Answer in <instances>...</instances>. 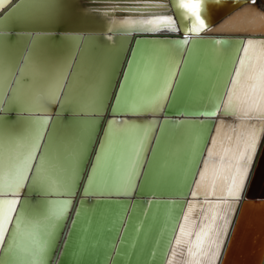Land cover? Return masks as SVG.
Instances as JSON below:
<instances>
[{
  "label": "water",
  "instance_id": "obj_1",
  "mask_svg": "<svg viewBox=\"0 0 264 264\" xmlns=\"http://www.w3.org/2000/svg\"><path fill=\"white\" fill-rule=\"evenodd\" d=\"M47 1L68 4L71 15H32L16 7L25 0L0 6V50L16 67L0 98V125L19 132L30 119L47 117L41 148L51 138L54 149L62 147L71 156L70 195L45 196L30 183L20 191L19 199L32 205L51 199L69 201L52 229L43 264H168L169 258L173 264H193L188 246L195 241L201 223L212 222L214 212L229 220L215 264H264V100L258 91L251 92L247 72H242L237 99L226 106L227 90L232 87L239 55L248 40L256 42L250 52L259 69L264 30L218 29L243 8L264 19V0H202L201 17L206 26L198 33L185 31L190 23L181 19L173 0ZM110 13L171 16L175 30L109 27ZM31 55L44 64L62 67L61 89L47 110L30 111L18 94L12 98L16 85L31 83V74L24 71ZM82 57L83 81L70 99H64ZM173 64L175 72L165 97L158 103L149 102ZM145 70L150 76L142 83ZM92 84L94 106L90 111L79 110L83 93ZM236 120L250 121L259 131L239 198L229 197L228 192L208 195L212 188L198 192L197 183L218 124L230 125ZM126 128L132 136L148 130L140 166L130 187H105L110 153L107 146L105 160H98V153L111 130L114 141L124 142L121 156L127 165L131 143L125 142ZM90 176L94 177L92 182ZM218 203L222 206L214 207ZM193 204L197 209L194 213L189 211ZM180 223L185 224L186 236L179 233ZM223 224L218 218L215 227ZM177 235H181V244L175 246L173 256ZM211 238L217 239L215 232ZM254 240L257 244L251 247ZM208 244L205 240L206 249ZM201 264H212L210 251Z\"/></svg>",
  "mask_w": 264,
  "mask_h": 264
},
{
  "label": "snow or ice",
  "instance_id": "obj_2",
  "mask_svg": "<svg viewBox=\"0 0 264 264\" xmlns=\"http://www.w3.org/2000/svg\"><path fill=\"white\" fill-rule=\"evenodd\" d=\"M11 0H0V6ZM255 3V0H252ZM32 7L40 9L44 7L43 0H31ZM174 6L182 20L190 23V27H186V32L198 33L206 25L205 20L201 17L202 0H173ZM23 7V5H18ZM14 8L12 11H15ZM11 14V13H9ZM124 23L135 25H151V30H159L160 27L174 25L171 16L154 17L148 20H129ZM172 30H175L173 27ZM184 44L188 40L183 41ZM256 42L248 40L244 43L242 54L239 55L238 66L235 67V75L231 80V88L227 90L228 100L226 106L230 105L236 97V89L242 72H247V80L253 94L257 91L261 100H264V51L260 53L259 69L253 64L254 53L250 49L254 47ZM15 62L6 60L5 54L0 50V98L3 97L5 89L11 84L12 77L15 73ZM37 74V82L33 85L34 97L31 107L42 110V105L38 103L40 96L44 92H50L53 96L60 91L62 86L61 76L55 80H49L46 76V70L41 66L34 68ZM175 65L173 64L167 70V75L163 79V86L158 88L157 94L151 98L149 102L158 103L162 100L168 88L171 86V80L174 76ZM139 75V73H138ZM150 73L145 70L141 76V82L148 80ZM13 99L15 98L16 89H12ZM219 97L217 98L216 109L219 108ZM139 101H134L137 103ZM85 110H90L87 101L85 102ZM209 115L213 113H207ZM247 114V113H244ZM47 117H36L30 119L22 131H13L0 125V264H43L46 248L51 238L52 229L57 221H59L68 205V200H43L39 205H32L27 200H20L19 195L21 189L30 183L32 188L45 196L70 195L71 187L66 182V174L70 166L71 156L69 151L62 147L54 149L51 138L47 143H41L44 139V132L47 123ZM110 123L126 124L123 121H112ZM126 141L131 143V157L127 165L124 164L121 151L124 142H116L113 140L111 130L106 133L104 142L102 143L98 160H105V146L108 147L110 156L108 159V175L105 187L117 188L127 184L131 186V180L136 174V170L140 166V156L144 141L147 138L148 130H142L134 136L128 133V129L124 130ZM250 151L241 153V158L245 161V167L236 169V175L231 177L232 186L229 188L227 195L231 198L238 199L240 191L243 188L244 181L247 177L249 167L255 153V140L250 144ZM212 150L209 149V155ZM207 167V160L205 161ZM201 177L205 176V172L200 173ZM237 177L239 178L237 182ZM94 177L89 178L92 182ZM193 196L197 193L193 192ZM214 193H208L213 195ZM19 205V207H18ZM64 205L65 207H60ZM221 204L214 207L220 208ZM232 208L231 205H228ZM192 205H189L191 210ZM234 211V208H232ZM223 219L224 224L217 229L215 223L217 219ZM184 221L189 219L185 213ZM210 224L201 223L200 230L195 233V241L188 246V254L192 258L193 264H201V260L208 252H211L212 264L218 258L220 248L223 245L221 234H227V217H218V213H213ZM215 232L216 240H212L211 233ZM179 233H186L185 224H179ZM181 235L175 238L173 246V256H175V246L181 244ZM188 236L192 233L188 232ZM205 240L209 241L208 248H205ZM214 246V249H213ZM199 257L200 259H196ZM168 264H173V260L169 258Z\"/></svg>",
  "mask_w": 264,
  "mask_h": 264
},
{
  "label": "bare ground",
  "instance_id": "obj_3",
  "mask_svg": "<svg viewBox=\"0 0 264 264\" xmlns=\"http://www.w3.org/2000/svg\"><path fill=\"white\" fill-rule=\"evenodd\" d=\"M23 7H20V10H25L31 12L32 15H40L43 13H50L49 16L52 14L56 15L57 17H69L71 14L68 11V4L60 6L59 4L64 3H57L56 5L51 4L47 0H43L44 7L40 9H36L32 7L31 0H25V2L21 3ZM58 6V7H57ZM204 4L202 2V9L201 13L203 11ZM53 9V10H52ZM178 12V11H177ZM112 14L108 18V25L111 27H135V28H152L151 25H135L130 26L125 21L129 20H148L152 18L147 17H136V16H130V15H123V16H115V14ZM108 15V14H107ZM53 16V15H52ZM167 16V15H165ZM168 28L174 27V25H168L165 26ZM175 28V27H174ZM218 29L223 31H259L264 30V19L257 14H255L252 10L249 8H243L236 12L235 14L231 15L230 17L226 18L221 24H219ZM160 32H166V30H162ZM38 58L36 56H29L26 60V64L24 67V71L31 74L32 79L31 83L23 86V85H16V94H18L19 98L22 99L23 103L27 106L32 105L33 97H34V90L33 85L37 82V74L34 71V68L36 66H41L46 70V76L49 80H55L61 76V65L60 64H44L41 61L37 60ZM85 65V58H80L76 70L73 72L70 83L67 86L64 99H70L74 92L76 91V88L80 85V83L83 81V76L81 72L84 70L83 67ZM93 89L94 85H89L84 93L82 98V105L80 106L79 110L83 111H90L92 107L94 106L93 101ZM55 97L50 92H44L41 94L40 99L38 103L42 105V110H47L49 107V104L52 99ZM87 101L89 105L90 110H85V102ZM34 110H39L36 108H33ZM235 120V119H234ZM258 128L256 124L251 123L250 121L246 120H236L233 122V124H226L225 122H221L218 124L215 134L213 136V140L210 146V149L212 150L211 155L208 156L207 160V167L204 166L202 171L205 172V176L202 178L200 176L199 181L197 183V191L203 192L206 189L210 190L211 193L214 194H224L225 192L229 191V188L232 186V180L231 177L236 175V169L239 166L240 168L245 167L244 159L241 162H237V160H242L241 153L247 154L248 151H250V144L253 140L256 141L258 137ZM205 160V161H206ZM69 169L66 170V182L70 186V180L69 178ZM239 178L237 177V182ZM56 200V199H55ZM59 201H63L65 199H57ZM60 207H65L64 205H59ZM196 205L193 204L190 212H195ZM209 211V210H208ZM207 213L209 214L210 212ZM264 221V218L261 220V222ZM257 234V233H256ZM183 236H186V233ZM255 241V240H254ZM257 244V241L255 243H251V247H255ZM236 256V254H235Z\"/></svg>",
  "mask_w": 264,
  "mask_h": 264
}]
</instances>
